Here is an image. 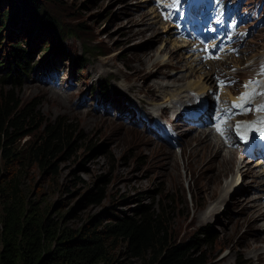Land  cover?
<instances>
[{"label":"rangeland","instance_id":"374dc122","mask_svg":"<svg viewBox=\"0 0 264 264\" xmlns=\"http://www.w3.org/2000/svg\"><path fill=\"white\" fill-rule=\"evenodd\" d=\"M35 1L55 20L52 29L41 25L43 15L30 17L26 14V18L19 15L16 26L9 21L1 32L5 36L20 35L17 40L23 41L21 48L31 58V66L36 65L29 76L23 77V84L16 92L25 106L40 110L41 122H69L76 131L73 141L77 143L71 153L64 151L53 158L50 167L41 168L26 161L17 168L20 175L19 194L23 200L34 204L45 218H50L58 227L73 231L82 230L98 218L105 225L114 222L118 216L136 217L143 208L168 209L167 219L173 241L189 242L203 229L213 231L216 242L200 245L194 250L198 255H204L205 264H264V255L254 251L253 247H247L251 242L249 239L264 236V227L260 222H247L243 210L254 202L260 203V199L264 203V190L259 189L252 177L237 174V167L241 165L235 164L237 175L230 174L223 182L225 191L222 197L208 204L204 189L210 176L219 177V168L210 170L212 163L204 165L202 171L199 168L198 172L192 173L187 168V163L195 158L192 149L209 145L205 140L199 143L201 145L197 143L196 134L200 132H196L198 126L191 122L200 117L202 111L206 113L203 115L214 118L217 106H214L213 100L219 90L218 84L210 93V99L200 96L204 100L200 109L190 106L187 117L181 115V118L174 116L170 110L161 111L160 108L169 104L166 102L168 96L161 94L160 89L152 88L157 83L185 85L181 76L187 75L191 67L189 63L192 59L184 58L190 53L193 55L192 48L190 51H176L175 44L184 43L179 41L181 38L177 39L176 29L169 24L200 32L211 50L221 48L218 30L205 28L189 17L185 0H174V5L168 10L160 7H165L162 0H149L146 3L142 0ZM225 2L227 14L222 28H229L240 18H250L251 21L264 19V0ZM161 12L163 16L158 14ZM155 15L158 21L151 24V18ZM166 15L174 17L173 21L170 22L171 18L166 20ZM251 26L253 23L244 28ZM165 27H170L174 32L171 40L166 37ZM184 36H190L194 41V34L187 32ZM4 38L1 39L0 59L7 64L11 51L8 46L18 41ZM48 42L52 43V50L44 52V48L49 46ZM194 43L199 45L198 49L203 47L201 43ZM262 46L264 25L260 32H253V37L242 50L252 48L254 53H264ZM250 51L242 52L243 56L236 54L229 58L230 64L221 74V78L234 80L235 88L236 82L240 84L248 77H254L252 73L258 68L262 55L256 59V65H253L254 61L245 64L251 57ZM193 56L199 62L202 59L199 53ZM233 59H241V68H237L238 63H233ZM143 61L149 66H156L147 74L138 73L139 63ZM246 65L250 68L245 69ZM82 66L85 67L83 70ZM176 66L180 68L174 71ZM195 66L196 63H193L192 67ZM206 71L209 72L210 68H205L196 76H202ZM167 74L172 77L166 79ZM194 80L190 78L189 81ZM216 80L218 82V78ZM231 88L232 92L229 88L223 89L222 98L236 99L233 95L237 92ZM186 89L187 95H190L191 91ZM219 95L220 90L216 98ZM210 102L212 106L209 108ZM218 105L222 107V102ZM153 109H156L155 114L160 113L158 122L163 124L168 119L177 130L191 128L189 134H184L183 138L180 136L176 142L182 147L173 149L157 140L155 136L159 133L151 131L158 128L151 121ZM40 135L41 131H37L33 140ZM187 138L192 149L187 148L184 141ZM256 142L259 141L255 140L253 144L256 154L247 153V145L244 144L242 154L237 155L239 159H236L237 162L241 160L244 167L261 174L264 172V148L259 147L257 153ZM167 151L176 157L175 165L168 164V158H163L168 155ZM244 152L251 157L258 155L246 158ZM224 153L215 159V164L223 159ZM262 176L259 180H264ZM98 191L105 192V198L96 203L89 201L88 197ZM238 221L243 222L241 226H237ZM115 247L111 251L117 262H132L125 243L116 244Z\"/></svg>","mask_w":264,"mask_h":264},{"label":"trees","instance_id":"16d2710c","mask_svg":"<svg viewBox=\"0 0 264 264\" xmlns=\"http://www.w3.org/2000/svg\"><path fill=\"white\" fill-rule=\"evenodd\" d=\"M26 14L43 15L40 20L43 27L55 26V20L35 0H0V45L5 36L1 32L8 22L16 26L19 15L26 18ZM19 37L7 34L4 39ZM17 41L8 46L11 50L8 63L0 59V83L4 87L0 89V264H120L111 251L119 243L128 246L132 260L121 264H205L204 255L194 250L215 243L213 231L203 229L189 242L173 241L168 209L143 208L136 217L118 216L105 225L98 218L82 230L73 231L58 227L34 204L23 200L17 168L26 161L41 168L50 167L53 158L64 151L71 153L77 142L73 141L76 131L69 122L58 120L45 124L40 121L37 107L30 108L19 100L16 89L36 65L31 66V58L21 48L23 41ZM48 44L44 52L52 50V43ZM37 131L41 135L33 140ZM26 138L29 139L22 145ZM105 195L98 191L88 200L100 202Z\"/></svg>","mask_w":264,"mask_h":264},{"label":"bare ground","instance_id":"6f19581e","mask_svg":"<svg viewBox=\"0 0 264 264\" xmlns=\"http://www.w3.org/2000/svg\"><path fill=\"white\" fill-rule=\"evenodd\" d=\"M142 1H145V3L149 2V0H142ZM151 20H152L151 24H155L156 21H158V19L156 18V15L153 18H151ZM171 30L172 29L170 27H165V30H164V32H166V37H169L170 40H171V37H174V34H173L174 32H171ZM184 34H187V32H185ZM191 48L192 46H189L186 43L178 44V45L175 44V49L177 52H179L180 50L190 51ZM262 48H264V46H262ZM249 50L252 51V52L250 51V53L252 54L250 58L248 57L249 59L245 62V64H248L251 61L253 63L254 61L253 65H256L257 64L256 59H258L261 55H262L261 59H263L264 61V53L260 51H259L260 53H254V50H252V48H247L245 50H242L238 53V55H242V52L245 54V52H248ZM255 51H257V49ZM246 56H249V55H246ZM188 58L192 59L189 65H191L192 67V64L196 63L197 67L196 66L192 68L190 67L188 69V74L187 75L183 74V76H181V81H185V85L175 84L173 86H170L169 84L157 83L155 84L154 87H152V88H155V90L160 89L161 94L165 93L166 97L168 96V98L166 99V102L169 104L160 108L161 111L163 112L165 110H170L174 116H179L180 118H181V115L184 117H187L186 115L188 114V110H190V106H194V108H201V106L204 103L203 102L204 100H202L203 97L201 95L205 96L208 99L212 97L210 93L213 92V90H215V86H217L218 84L216 78H218L219 80V78H221V74L224 73L226 66L230 64V61H229L230 59L228 60L226 59V61L222 60L224 62L218 61L216 63H213L212 60H209L208 58H204L200 60L201 62V65H200V62L197 60L196 56L191 55V53L187 56V58H184V60ZM261 59L258 61V64L263 62L261 61ZM143 62L141 64L139 63V66L137 68L138 73L147 74L148 72L152 71V69L156 66V65L149 66L146 62L144 63ZM232 62L235 64L238 63V65L237 64L236 65L238 66L237 68H239L240 67L239 63L241 62V59L238 61H234L233 59ZM207 67L210 68L209 72L206 71V73L205 72L202 73V76H198V77L196 76L197 73L205 71V68L207 69ZM178 68L180 67L176 66L174 71H176ZM244 68L248 69L250 68V66L246 65ZM240 72H243V71H240ZM258 72H259V68H258V71L256 69V71H254L252 75L254 77L261 78L260 75H258ZM165 76H166L165 77L166 79L169 77H172V75H168V74ZM190 78H195L196 80L189 81ZM185 89L191 91L190 95H187V92L185 91ZM53 98L57 99V97H53ZM224 99H226V97H223V100H222L223 102H225ZM213 101L215 102V100ZM153 102L155 101L153 100ZM208 106L209 108L212 106L211 102L209 103ZM218 106L221 111L220 113H218L216 121L221 120L226 116L225 111L223 110L221 105H218ZM259 108L264 109V102L255 105L254 110L256 111ZM153 110L155 111L154 113H152L153 118H151V121L153 125L155 127L158 126V128L157 129L152 128L151 131L153 133L158 134L159 128H160V125H158L160 122L158 121L161 119L159 118L160 113L155 114L156 109H153ZM203 113L206 114L205 112L202 111V114L200 115V117L196 118L192 122H194L193 124L195 126H198V129H196V132L197 131L200 132V134H196L197 143L198 144L200 142L203 143L205 140V142L209 145H207V147L204 146L205 148L204 147L202 148V146H197L196 148L192 149L191 148L192 144L190 140L187 138V139H184V141L187 143V148L192 149V155L195 156V158L193 157L192 161L187 163V168L192 173L195 172L196 170H197L196 172H198L199 168H201V171H202L204 165L209 164V163H212L210 170L215 171L216 168H219L218 169V172H220L219 177L210 176L208 178V184L204 189L205 194H206V200H207L206 202L208 204H211V203L216 202L218 199H220V197H222L225 191V188L222 187L223 182L230 174H236V165H241L237 167V174L241 173V174L252 177V181L258 184L259 189L264 190V180L263 179H262L263 181L259 180L260 178H263L262 175H264V172L262 171L261 174L254 172L250 169V167H244V165L241 163V160L237 162V159H236L237 155L242 154L243 143L241 142V136H243V138H246L248 140L249 147L251 148V152L247 150L248 151V152L246 151L247 153L256 154L254 153V148H253V144L255 140H258L261 146L264 147V116H258L256 114L255 122L244 124V126L241 129H239V133L241 134L240 136L234 131L233 126H227L224 123H219L216 126V124L213 123V118L206 117L205 115H203ZM162 125L166 127L168 126L169 129L175 132V135L177 137V139L175 138V143L178 141V138L180 136H182L183 138V135L189 134L191 130V128H182V129L177 130V128L174 127V125L170 124V121H168V119ZM218 131L220 133V136H218ZM225 149H228V150L226 151ZM224 151L226 152L224 153ZM222 153H224L225 156H223V159L220 160L218 164H215V159L221 156ZM244 155H246L245 152H244ZM163 158H168L167 162L170 165L176 164V157H174L172 152H168V155ZM226 165H227V168L225 167ZM205 177L206 176H204V180H206ZM262 197L263 195L260 198ZM215 209L216 207L213 208V210ZM243 210H245L244 212L246 214L245 218L247 222H250V223L254 222L255 224L260 222L262 223V227H264V203H261V199H260V203L254 202V204L250 205L249 207L243 208ZM242 223L243 222L238 221L237 226H241ZM249 240H251V242L248 243L247 247L248 248L253 247L254 251H259L261 255H264V249H262V246L264 245V236H258L256 238L249 239Z\"/></svg>","mask_w":264,"mask_h":264}]
</instances>
